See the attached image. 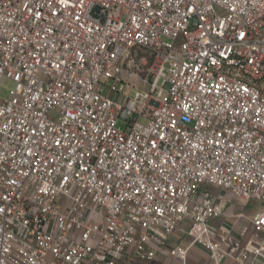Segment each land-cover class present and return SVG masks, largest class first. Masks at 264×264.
<instances>
[{
  "label": "built area",
  "instance_id": "2783aa9c",
  "mask_svg": "<svg viewBox=\"0 0 264 264\" xmlns=\"http://www.w3.org/2000/svg\"><path fill=\"white\" fill-rule=\"evenodd\" d=\"M1 79L0 264H264V0H0Z\"/></svg>",
  "mask_w": 264,
  "mask_h": 264
},
{
  "label": "crops",
  "instance_id": "0c3cea01",
  "mask_svg": "<svg viewBox=\"0 0 264 264\" xmlns=\"http://www.w3.org/2000/svg\"><path fill=\"white\" fill-rule=\"evenodd\" d=\"M214 196H216L217 199L221 203L222 215L219 216L218 218L214 219L213 222L218 226H222V227H225L228 230H230L231 234L234 237H237V238L241 237L240 230H241L242 226L247 224V220L245 219V217H251V216H247V215L239 212L233 204H227L224 201L225 195L223 192L220 191L218 195H214ZM182 238H186V244L179 245V246L185 247L188 245L189 239L186 236H184L183 234H181L180 232H176L173 235H171L168 239V244L170 246L178 245V241L182 240ZM195 246H196L195 244L190 246L188 249V252L191 249V247H195ZM197 250H199L202 254L200 264H210V260L208 258L207 251L198 245H197ZM188 252H187V255H188ZM154 261L156 263H159V264H179L170 255H166L163 258H158ZM186 264H194V263H190L188 261V257H187Z\"/></svg>",
  "mask_w": 264,
  "mask_h": 264
},
{
  "label": "rangeland",
  "instance_id": "374dc122",
  "mask_svg": "<svg viewBox=\"0 0 264 264\" xmlns=\"http://www.w3.org/2000/svg\"><path fill=\"white\" fill-rule=\"evenodd\" d=\"M11 85H12L11 82H9L8 80L1 79V81H0V97L1 98L4 99L7 97L8 90L11 87ZM143 90L146 91L147 86H145L143 88ZM117 126L122 127V123L118 122ZM200 190H203V191L207 190L212 195H218L220 191L223 192L225 195L224 201L227 204H233L239 212H241L247 216H252L255 213L263 211L262 204L258 200H255V199H248V200L239 199V198L233 196L232 194H230L229 192H226V191L222 190L221 188L216 187V186H212V185L201 186ZM181 227L184 228V225L179 224V228H181ZM184 244H186V238H182V240L178 241V245H184ZM187 257H188V261L190 263H194V264H200L201 263L202 254L199 250H197V245L195 247H191V249L188 252ZM135 264H159V263H156L155 261L138 260Z\"/></svg>",
  "mask_w": 264,
  "mask_h": 264
}]
</instances>
